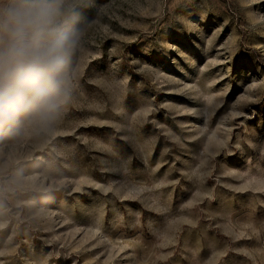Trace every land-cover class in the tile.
Segmentation results:
<instances>
[{
    "label": "rangeland",
    "instance_id": "374dc122",
    "mask_svg": "<svg viewBox=\"0 0 264 264\" xmlns=\"http://www.w3.org/2000/svg\"><path fill=\"white\" fill-rule=\"evenodd\" d=\"M55 120L0 126V264H264V0H70Z\"/></svg>",
    "mask_w": 264,
    "mask_h": 264
},
{
    "label": "clouds",
    "instance_id": "9594fccd",
    "mask_svg": "<svg viewBox=\"0 0 264 264\" xmlns=\"http://www.w3.org/2000/svg\"><path fill=\"white\" fill-rule=\"evenodd\" d=\"M70 0H0V126L55 120L77 47Z\"/></svg>",
    "mask_w": 264,
    "mask_h": 264
}]
</instances>
